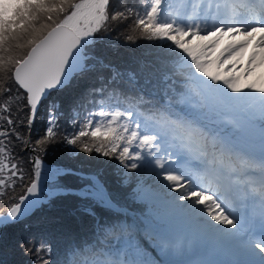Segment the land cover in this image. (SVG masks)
<instances>
[{
	"label": "snow or ice",
	"instance_id": "obj_1",
	"mask_svg": "<svg viewBox=\"0 0 264 264\" xmlns=\"http://www.w3.org/2000/svg\"><path fill=\"white\" fill-rule=\"evenodd\" d=\"M189 4L181 14L170 0H141L140 8L124 10L115 9L112 0H0V128L5 124L11 128L0 131V203L5 196L9 200L6 211L0 212V227L19 222L41 203L48 181L71 171H42L40 157L34 156L23 194L18 199L9 195L15 181L24 180L20 164L13 162L11 137L26 147L33 143L16 130L13 103L21 105L18 112L28 110L31 128L40 105L53 92L102 64L90 52L97 35L109 31L111 21L133 16V31L156 42L152 47L159 50L166 69L163 82L170 83V91L165 88L160 100L137 98L140 104H151L150 119L121 108L122 100L114 94L113 103L108 102L112 95L94 100L96 110L88 113L78 131L65 135L71 151L95 152L114 157L129 171H147L152 184L139 187L137 196L154 211L142 224L121 220L118 204L96 176L81 174L90 183L75 192L57 186L56 194L71 192L117 215L112 221L97 220L93 236L70 241L54 264H77L78 255L101 246L99 240L91 243L97 233L128 236L123 255L109 249L98 254L104 259L85 258L81 264H157L144 260L134 238L141 227L153 236L159 264H177L172 257L182 247L180 234L211 241L237 257L225 264H264V82L242 83L238 75L224 74L232 72L249 45L253 51L245 76L254 66L264 65V0H189ZM222 36L243 38L218 48ZM193 38L207 43L192 45ZM224 65L229 67L221 73ZM93 91L103 95L106 89ZM58 119L53 105L48 127L31 151L38 147L42 151L55 139ZM230 129H242L245 135L238 137ZM249 205L254 209L251 214ZM82 210L95 216L90 205ZM176 223L181 225L179 234ZM51 251L47 243L35 247L39 264H53L43 255Z\"/></svg>",
	"mask_w": 264,
	"mask_h": 264
},
{
	"label": "trees",
	"instance_id": "obj_2",
	"mask_svg": "<svg viewBox=\"0 0 264 264\" xmlns=\"http://www.w3.org/2000/svg\"><path fill=\"white\" fill-rule=\"evenodd\" d=\"M186 0H170L174 11L183 10ZM112 5L117 10H124L126 7L137 9L141 7V0H112ZM135 16L126 21H111L110 30L101 32L97 35V42L92 46L91 55L96 58L97 63L94 70L76 76L67 83L65 87L55 91L51 96L40 105L35 119L29 128L28 135L32 140V146H35L37 139L48 127V115L53 105L57 106L58 114V134L52 140L53 144H57L59 140L64 141L65 135H71L79 130V125L84 121L89 112L95 111L93 101H100L112 95L115 102L114 94H119L122 100L121 108L129 109L142 114V118L150 119L152 113L149 111L151 104H140L137 98L143 96L144 100H160L163 97L165 88L170 91V83L166 85L163 82V76L166 71L164 61L158 55L159 50L152 47L156 42L141 38L139 31H133ZM133 39L129 40L128 37ZM197 44H204L207 41H200L195 38ZM222 38L218 44V48L222 45ZM221 47V46H220ZM158 60L159 63L155 61ZM105 88L106 91L101 95L94 92V89ZM17 89L13 86L12 94L15 96ZM127 97V99H124ZM21 107L16 103L12 105V119L16 122V130L20 132L22 139L26 136L27 125V109L18 112L17 108ZM7 115V113H4ZM46 114H48L46 116ZM23 123H20V121ZM76 120V124L73 121ZM259 125V122H256ZM11 131V128L5 125L1 131ZM239 133L238 137L245 135L244 130L235 129ZM60 136V137H59ZM258 137V136H257ZM58 138V139H57ZM13 155L16 156L15 162L20 164L23 169L24 180L17 179L15 181L16 188L14 192L10 189L9 195L16 197L25 183L30 177V169H28L26 154L21 151L19 144L14 136L11 137ZM40 148L35 153L37 156L44 158L47 162L58 163L71 167L78 171H90L99 179L106 192L118 204L123 205L126 209L131 210L132 216L125 210H119V217L126 223H130L135 219L138 223H142L140 219L147 214L146 208L135 198L128 187L129 181L123 179L127 176L122 165L114 157H104L96 154L91 158L90 154L80 153L76 156L78 161L58 160V158L41 154ZM94 161L93 163H91ZM82 163V164H79ZM89 164V165H86ZM86 165V166H85ZM120 167V168H119ZM136 170H132V175ZM127 178V177H126ZM132 178V177H131ZM53 185L76 187L87 180H82L78 173L66 172L58 175ZM132 193V195H130ZM4 203H0V209L5 208L9 204L8 196L3 198ZM90 205L95 212V216L89 215L82 209L84 206ZM127 213V214H126ZM117 213L113 210L94 204L90 200H84L79 196L73 195L71 192L66 194H54L44 203L33 209V212L26 218H22L19 222L4 225L0 229V264H39L34 251L35 247L41 243H47L51 248V253H44L45 258H50L53 262L63 253L70 241L73 239L80 241L84 238H91L96 229V221H112ZM126 215V216H125ZM138 215V216H137ZM128 223V224H129ZM134 238L142 251L143 258L152 260L153 252L147 248L141 241L137 232ZM128 236L120 233H97L96 239L91 243L97 244V240L101 246H97L94 251L86 250L82 255L76 257L77 264H81L83 259H104L109 249L112 251H120L123 255L124 241ZM149 246L153 251H158L154 241L149 240ZM32 248L33 251H27Z\"/></svg>",
	"mask_w": 264,
	"mask_h": 264
},
{
	"label": "rangeland",
	"instance_id": "obj_3",
	"mask_svg": "<svg viewBox=\"0 0 264 264\" xmlns=\"http://www.w3.org/2000/svg\"><path fill=\"white\" fill-rule=\"evenodd\" d=\"M185 3L186 4H184V6L182 5L183 10H180L179 9L178 13L183 14V13H185V12H187L189 10V8H190L189 0H186ZM255 35H256L257 38H259L260 33L257 32ZM221 38H222V42L223 43H222V45H220L221 47L219 46V48H223L228 43H231V42H234V41H239L243 37H237V36H222ZM191 44L192 45H196L197 44V41L195 40V38H193L191 40ZM252 51H253V48H252L251 45H249L247 47L246 51L243 53V55L239 58L238 63L236 64V67L232 69V72L231 73H224L225 68L229 67V65L222 66L219 69V71L221 73H224V74H234V75H238L240 77V80H241L242 83H253V82H255V83L259 84L261 82H264V65H261V66H258V67L257 66H254L252 73L250 75H248V76H245V67H246V64H247L248 54L250 52H252ZM256 51L259 52L260 50L259 49H256ZM217 54H218V52H217ZM209 59H214V56L210 55L209 56ZM259 59H260V57L258 56L257 57V63H259ZM155 62L156 63H159L158 60H156ZM211 70L215 72L217 69L215 68V66H213V68ZM230 130L231 131H234L235 134L239 135V133L237 131H235V129H230ZM238 130L240 131V129H238ZM255 132H256V135L258 136L259 135V125H257V124H255ZM44 133H45V131L38 138L43 137ZM37 139H35V141ZM42 147H43V150L42 151L41 150L39 151L41 154L46 155V156L48 155L50 157H55V158H58V160H62V161H64V160H71V159H73L74 162L75 161H78L76 159V156H79L80 153H84V152L79 151L78 149L75 150V151H71L70 150L71 149V146H66L65 142L64 141L62 142V140H59V142L57 144H55V145L53 144L52 141H50L47 144L43 145ZM90 155H91V158H92V157L95 156V153H91ZM42 160H44V158H42ZM93 162L94 161H92L91 163H93ZM79 164H82V163H79ZM59 165L61 167H64L65 166V165L63 166V165L58 164V163H54V162L53 163L47 162L46 160H44V163H42L41 170L42 171H49L50 170V171L55 172V171L59 170L58 169L59 168ZM86 165H89V164H86ZM123 170H124L125 174L127 175L126 176L127 178L125 177L123 180L126 181V182L129 181V184H128V187L127 188H130L129 190L132 191L133 197L135 198V200L139 201L144 206V208H146L147 214L149 215V216L145 215L144 217L138 218L143 223L145 221V218L146 217H150L151 216V214L153 213L154 209H153V207L149 203H146L143 200H141V199L138 198V196H137V189L139 187H141V186H143L144 188H148L152 184L153 177H151V175L147 171H143V170L133 171L134 173L132 175H130L131 174L130 172L132 170L129 171L128 169H124V168H123ZM83 172L84 173H87V172H90V171H86V172L83 171ZM256 175L258 176L259 173L257 172ZM88 183H90V182L89 181L83 182L80 185H82L84 187ZM45 186L46 187H54L55 185H53V182L48 181ZM132 193L130 195H132ZM43 195H45V191H44V194ZM50 197L51 196H46V199H49ZM42 203H44V202H41L40 205ZM251 206L252 205H249V210H251ZM133 221H135L136 223H138L135 219H133ZM133 221H131V222L134 223ZM174 227L177 229L178 234H179V229L180 228L177 227L176 224L174 225ZM141 230L143 231V232L142 231L141 232L144 235L147 232V234L145 236L144 235H141V237L143 238V241H145L147 244H149L148 239L154 241L153 236H152V234L150 232L145 231L143 229V227H141ZM179 239L182 241V246H183L184 243H185V241H186V238H184V236L182 234H180L179 235ZM113 251H115V249ZM153 253H154V256L152 257V260H148L147 258H144V260L146 262L156 261L157 264H158V261L161 259L160 253H159V251H153ZM175 255H178V254H175ZM179 257H182V256H179ZM179 257L176 256V257H173V259H179Z\"/></svg>",
	"mask_w": 264,
	"mask_h": 264
},
{
	"label": "water",
	"instance_id": "obj_4",
	"mask_svg": "<svg viewBox=\"0 0 264 264\" xmlns=\"http://www.w3.org/2000/svg\"><path fill=\"white\" fill-rule=\"evenodd\" d=\"M164 99H166V98H164ZM27 113H28V111H27ZM28 116V115H27ZM25 124H27V132H26V136H27V138L26 139H28V131H29V126H28V123H27V119H26V123ZM23 147L27 150V152H28V154H29V168L31 169V177H32V169H33V164H32V158L34 157V156H36V154L33 152V151H31V148H32V146L31 145H28L27 147L25 146V145H23ZM42 161V163H44V160H41ZM60 170H71L70 172H72V173H78L79 175H81V174H83L84 176H95V174H93L92 172H87V173H84V172H82V171H78V170H74L73 168H71V167H61L60 166ZM31 179V178H30ZM98 179V178H97ZM99 180V179H98ZM30 182V181H29ZM29 182L25 185V187H24V189L26 188V186L29 184ZM59 186V185H58ZM56 187L57 186H54V187H44V191H45V195H43V196H41V202H44V200H46V196H53L54 194H56V192H55V189H56ZM59 187H62V188H64V189H71L73 192H75V191H78L79 189H81L83 186L82 185H78V186H76V187H72V186H65V187H63V186H59ZM24 189H23V192H24ZM21 194H23V193H21ZM19 197V196H18ZM18 199V198H17ZM40 204H38L35 208H37L38 206H39ZM34 208V209H35ZM119 210H125V211H127L131 216H132V212H131V210H129V209H126L123 205H121V206H119ZM6 211V210H5ZM5 211H3V212H5ZM31 212H33V209L32 210H30L29 211V213L26 215V216H24V217H22V218H26L27 216H29L30 214H31ZM22 218H21V220H22ZM133 222H135V221H133ZM130 224H132V222H130ZM0 229H1V227H0ZM142 230H140L139 232H137V234H138V236L140 237V239H141V241H143V239H142V237H141V235H144L142 232H141ZM147 234V233H146ZM145 234V235H146ZM144 235V236H145ZM144 242V244L146 243L145 241H143ZM150 250H151V248H150V246H147ZM153 252V251H152Z\"/></svg>",
	"mask_w": 264,
	"mask_h": 264
},
{
	"label": "bare ground",
	"instance_id": "obj_5",
	"mask_svg": "<svg viewBox=\"0 0 264 264\" xmlns=\"http://www.w3.org/2000/svg\"><path fill=\"white\" fill-rule=\"evenodd\" d=\"M248 212H249V214L251 213L249 209H248ZM176 226L179 227V228L181 227V225L179 223H176ZM206 249H208V250L214 249L217 252V254L220 255L221 257L225 256V257H228V258H231V259H235L236 258V257L230 255L223 248L215 245L213 242L206 241V240H203V239L195 237V236L187 238L185 243H184V245L181 247V249L175 253V254H178V255L174 254L173 257H176V256H178V257L179 256L187 257V256H190V255H193V254H197V253H199L201 251H206ZM158 264H159V262H158Z\"/></svg>",
	"mask_w": 264,
	"mask_h": 264
},
{
	"label": "flooded vegetation",
	"instance_id": "obj_6",
	"mask_svg": "<svg viewBox=\"0 0 264 264\" xmlns=\"http://www.w3.org/2000/svg\"><path fill=\"white\" fill-rule=\"evenodd\" d=\"M4 115H6V114H4ZM48 114H46V116H47ZM27 119V118H26ZM25 123H26V121H25ZM6 125V124H5ZM27 125V124H26ZM3 128H5V126L3 127ZM3 128H0V131L3 129ZM25 136H26V134H25ZM27 138V136L24 138V139H26ZM28 138H29V135H28ZM23 143H20L19 144V147H20V149H21V151H24L25 152V154H26V163H27V166H28V169H30L29 168V154H28V152H27V150L23 147ZM31 146H32V144H31ZM32 147H34V146H32ZM34 152V151H33ZM35 153V152H34ZM37 156V155H36ZM40 159L42 160V158L40 157ZM13 162H15V161H13ZM59 170H60V165H59V168H58ZM9 173L6 171L5 173H4V175L5 176H7ZM30 178H31V169H30V177L28 178V181H27V183L30 181ZM26 183V184H27ZM25 184V185H26ZM25 185L23 186V189H24V187H25ZM55 186H58V185H55ZM23 189L21 190V193H23ZM10 190V189H9ZM21 193H19L18 195H16V198H18V196L19 195H21ZM11 202H16V200L14 199V200H12ZM8 206V205H7ZM7 206L5 207V208H3V209H0V212H3V211H5L6 210V208H7Z\"/></svg>",
	"mask_w": 264,
	"mask_h": 264
}]
</instances>
